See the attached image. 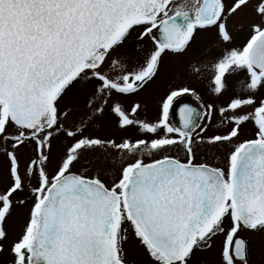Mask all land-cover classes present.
I'll use <instances>...</instances> for the list:
<instances>
[{
    "label": "snow or ice",
    "instance_id": "1",
    "mask_svg": "<svg viewBox=\"0 0 264 264\" xmlns=\"http://www.w3.org/2000/svg\"><path fill=\"white\" fill-rule=\"evenodd\" d=\"M250 2L256 19L245 42L202 62L211 91L228 93L219 106L209 103L200 112L185 105L174 126L168 123L173 98L196 95L191 88L168 92L154 122L137 118L139 102L122 105L121 98L155 77L166 50L184 54L197 29L214 30L218 43L230 44L228 20ZM137 26L152 47L129 70L112 53ZM78 81L91 89L78 122L66 124L73 106L61 101ZM260 89L264 0H0V151L7 175L0 189V252L14 205L27 202L14 197L27 189L31 204L21 233L8 244L9 264H129L130 239L146 264H191L218 234L217 264H251L249 237L259 235L264 244ZM105 115L117 128H135L143 136L117 142L85 134ZM216 118L225 130L205 135ZM246 123L253 125V138L234 142ZM61 134L69 143L50 173L52 139ZM26 145L31 155L21 171L18 150ZM225 145L222 165L197 160L198 149ZM97 151L119 162L110 182L102 178V165L92 174L73 171L83 154Z\"/></svg>",
    "mask_w": 264,
    "mask_h": 264
},
{
    "label": "rangeland",
    "instance_id": "2",
    "mask_svg": "<svg viewBox=\"0 0 264 264\" xmlns=\"http://www.w3.org/2000/svg\"><path fill=\"white\" fill-rule=\"evenodd\" d=\"M252 2L241 12L235 16L230 17L228 20V29L233 35V40L230 44H220L215 39V31H203L196 30L194 32L193 39L189 43L187 50L183 55H175L172 52H164L161 56V64L159 72L153 79L146 82L142 89L136 92L134 95H130L126 98L125 102L121 101L122 105L127 109L133 103L139 102L141 109L138 117L141 119L147 111H150L149 117L146 119L149 122L155 119V113L159 108V103L163 94L172 88L188 87L195 91V96L206 102V106L209 103H214L217 106L225 99L228 95L226 92L224 96L217 97L211 91V74L210 71L205 70L202 67V62L213 61L214 58L219 54L222 48L225 47H237L245 42V38L248 34V26L256 17L250 9ZM142 27H137L130 31V37H134L131 43L119 45L112 53V59H119L124 63L129 70L139 67L146 54L152 47V40L150 37L141 39L140 30ZM155 33V30H153ZM139 39H138V38ZM124 44V45H123ZM126 46L125 48H122ZM140 46V47H139ZM139 47V48H138ZM194 66L201 68L200 72L194 71ZM236 79V74L229 76V81L232 82ZM91 86L86 82L78 81L74 84L65 94L64 99L61 101V106L68 103L73 106V111L70 113L66 124H72L78 122V118L84 111V101L88 95ZM257 96L264 98V89H260ZM142 111V112H141ZM250 129V128H248ZM225 130V125L220 123L219 118L213 120L206 134H219ZM245 128L242 127L240 131L244 132ZM249 132H251L249 130ZM85 134L99 135L101 137H107L115 139L117 142L122 137H136L137 135L143 136L138 133L135 128L119 129L115 126L112 119L107 115L97 116L92 122ZM243 137H238L236 141ZM69 141L61 134L54 136L52 139V157L48 164V171L53 172L56 161L64 153L65 146ZM227 145L222 146L218 151L208 150L201 148L197 150V154L210 158V162L222 165L223 155L227 150ZM172 154H175V149L171 150ZM21 161V171H23L24 163L27 158L31 155V145H26L24 148L18 150ZM116 157L118 153L114 154ZM147 160V157H145ZM5 157L2 151H0V189H2L7 182V175L5 171ZM98 165L103 166L102 178L110 182L111 179L117 174V168L119 162L114 160L112 156H109L106 160L104 159L103 153L97 151L95 153H85L81 156V159L74 164L73 171L79 173L92 174L94 168ZM14 199H23L27 202L23 206L13 207L12 214L8 217L4 227L8 231V240L4 241V250L0 252V264H9L11 259L8 252V244L13 241L22 231L25 223L27 213L31 204L30 194L27 189L24 192L16 194ZM243 236L249 237L248 233H242ZM253 241V253L250 257L251 264H264V244H261V238L259 235H251L249 237ZM129 264H146L141 250L137 247L136 242L132 239L125 245ZM220 246L215 248L212 252L206 256V264H217L218 258L216 259L218 249Z\"/></svg>",
    "mask_w": 264,
    "mask_h": 264
},
{
    "label": "flooded vegetation",
    "instance_id": "3",
    "mask_svg": "<svg viewBox=\"0 0 264 264\" xmlns=\"http://www.w3.org/2000/svg\"><path fill=\"white\" fill-rule=\"evenodd\" d=\"M174 2L175 3H179L180 0H174ZM250 7H251L250 9H252V5ZM252 13H253V11H252ZM137 27H139V26H137ZM137 27H134L133 29H135ZM197 30H199V29H197ZM141 31H143V29H141L140 32ZM133 40H136V39L134 37L127 36L123 41H124V44H126V43H131ZM123 41L120 44H122ZM125 47L126 46H124L122 48H125ZM166 52L170 53L171 51H167L166 50ZM142 87L139 90H137V92L140 91L142 89ZM177 88L178 87L172 88L170 90L167 89V91L163 94V96L161 97L160 103H159V108H158V110L155 113V115H156L155 116V119L153 121H150V122H154V121H156L159 118V116H160V105H161L162 99L167 95L168 92H170V91H172L174 89H177ZM127 97L121 98V101H124L125 102V100H126ZM178 100L185 101V103H183V106L188 105V106H190V107H192L194 109H196L198 107L200 112H203L205 110V108H206V104H205L206 102L202 101L200 98H198L197 96L193 95L192 92L181 93L180 95H178V96H176V97L173 98V102L170 105L169 115H168V123L170 125L179 126V122H180L179 111L176 112V110H173L174 104ZM149 115H150V111H147L144 115H142L143 117H141V119L146 120L149 117ZM242 127L245 128V130H244V132L240 131L239 137H243V138L239 139L237 142H239L240 140H243L245 138H253V134H254L253 125L251 123H246ZM242 127H241V129H242ZM248 128H250V129H248ZM249 130L251 132H249ZM205 135H208V134L205 133ZM201 155L202 154H197V160L198 161H201V160L205 159V157H206V156H201ZM225 223L227 224L228 221L226 220ZM221 240H222V237L218 234L216 237L213 238V240L211 242L212 243V248L210 250H197L195 252V255L193 256V259L191 261V264H206L207 263V260H206V257L207 256L206 255L208 253L212 252L218 246H220L221 245ZM217 258H218V255L216 256V259Z\"/></svg>",
    "mask_w": 264,
    "mask_h": 264
},
{
    "label": "water",
    "instance_id": "4",
    "mask_svg": "<svg viewBox=\"0 0 264 264\" xmlns=\"http://www.w3.org/2000/svg\"><path fill=\"white\" fill-rule=\"evenodd\" d=\"M183 103H185V101H183V100H178V101L174 104L173 110H176V112L179 111V109H180L181 107H183ZM196 110L199 111V108L197 107Z\"/></svg>",
    "mask_w": 264,
    "mask_h": 264
}]
</instances>
